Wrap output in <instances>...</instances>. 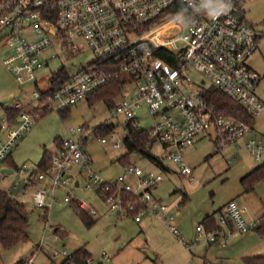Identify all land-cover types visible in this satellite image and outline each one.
Here are the masks:
<instances>
[{
    "label": "built area",
    "instance_id": "2783aa9c",
    "mask_svg": "<svg viewBox=\"0 0 264 264\" xmlns=\"http://www.w3.org/2000/svg\"><path fill=\"white\" fill-rule=\"evenodd\" d=\"M253 0H0V41L11 50L4 63L20 86L29 84L35 104L16 103L22 109L17 118L4 115L0 123V176L2 164L17 140L29 131L34 120L47 111H62L87 98L116 79H123L117 95L120 100L115 116L128 121L140 120L139 112L150 119L148 129L154 143L163 149V163L179 166L181 176L195 182L193 168L184 161L183 151L194 146L198 137H210L218 150L244 147L264 164V136L252 137L254 126L234 115L224 114L207 101V87L195 82L191 70L198 71L230 99L239 102L256 117L264 112V102L257 94L261 75L249 65L258 50V34L242 16L241 4ZM219 15L215 17L216 15ZM215 17V18H214ZM65 46L72 53L81 50L79 39L96 54L97 60L70 74L69 80L45 91L38 87V72L58 58L53 50ZM168 56L175 64L168 62ZM205 84V80L202 81ZM62 146L52 152V166L37 179L43 183L32 193L36 207H52L59 189L66 191L65 201L72 203L71 187L98 190L111 209L122 217L133 216L141 222L152 216L166 225L183 243L177 214L181 203H168L156 194L165 176L161 170H145L130 164L115 180H107L91 167V157L82 148L84 141L96 138L102 144L120 148L117 133L101 135L96 127L86 125L67 129ZM243 140V147L240 141ZM157 164V161H153ZM74 164L81 168L75 173ZM169 167V166H168ZM50 179V184H46ZM112 194V192H114ZM124 193L132 195L125 202ZM51 202H47L48 195ZM77 211H96L86 201L78 200ZM246 204L231 200L219 213L217 226H197L208 243L221 241L226 246L234 231H256L264 222V212L249 216ZM72 259L66 250L55 252ZM105 258H110L106 253ZM81 256L72 264H93ZM22 264H31L23 262Z\"/></svg>",
    "mask_w": 264,
    "mask_h": 264
},
{
    "label": "rangeland",
    "instance_id": "374dc122",
    "mask_svg": "<svg viewBox=\"0 0 264 264\" xmlns=\"http://www.w3.org/2000/svg\"><path fill=\"white\" fill-rule=\"evenodd\" d=\"M241 8L245 20L254 26L259 36V49L250 57L249 62L262 75L257 94L264 99V0L243 3ZM52 39L56 44L53 51L59 57L38 72V87L41 91L50 88L51 77L58 69L65 68L69 74H74L97 60L96 54L82 39H79L81 50L78 53H72L65 46L59 45L54 36ZM10 53L11 50L0 41V123L5 115L4 107H13L18 102L28 106L36 103L33 98L36 87L32 84L20 86L4 63ZM190 74L198 84L217 89L198 71L191 70ZM204 80L205 84L202 83ZM119 100L120 95H116L111 104L105 100L90 103L85 98L62 113L57 110L47 111L34 120L31 129L17 140L8 157L12 155L19 169L13 172L2 170L0 188L26 203L29 218L26 231L29 239L11 249H2L0 264H17L22 257L29 258L35 251H39L35 264H58L63 255L55 256V252L67 250L73 253L85 244H88L96 260L102 264H244V256H264V235L258 232L237 235L241 237L232 235L226 248L218 245L211 248L196 229L208 211L224 208L231 200L246 204L249 216L254 210L264 209V180L252 192H246L242 184V179L261 165L243 147V140L240 141L243 147L241 152L236 153L232 146L219 151L210 137L200 135L194 146L183 151L184 161L194 170L195 182L181 176L176 164L170 163L169 171L163 172L165 179L156 194L168 203L183 202L177 221L185 240L190 245L196 242L191 250L166 225L152 216H145L141 223H136L133 216L119 218L111 210L106 198L104 202L101 201L96 190L85 189V183L80 188L71 187L70 195L95 206L96 223L92 227L86 226L71 206L72 203L65 201L67 194L63 189L57 190L56 201L48 210L34 205L32 193L43 186L42 182L36 184L38 164L46 150L55 151V138L66 137L70 126L86 125L93 128L108 121L116 126L118 140L123 141L128 133V120L115 116ZM143 113L144 110L138 113L140 120L133 121V125L149 128L151 121ZM254 127L252 137L264 133V112L255 117ZM112 144L111 138L108 144H102L96 138L82 144L83 150L91 157L92 169L107 180H115L124 170L117 159L125 154L126 149L123 144L117 149ZM151 151L163 156L159 143H155ZM131 161L145 170H161L138 154L131 155ZM2 165L7 166L5 162ZM73 167L75 173H78L81 165L74 164ZM32 172L36 173L31 183L28 176ZM21 185L19 193L13 194V189ZM47 202H51L50 194ZM60 226L66 229L67 234L56 237L55 229ZM120 243H123V248ZM238 247L241 249L236 250ZM149 252L157 258H153ZM106 253L110 258H105Z\"/></svg>",
    "mask_w": 264,
    "mask_h": 264
},
{
    "label": "trees",
    "instance_id": "16d2710c",
    "mask_svg": "<svg viewBox=\"0 0 264 264\" xmlns=\"http://www.w3.org/2000/svg\"><path fill=\"white\" fill-rule=\"evenodd\" d=\"M242 16H244L242 12ZM164 59L168 62L175 64L168 56L161 54ZM71 75L69 72L63 68L59 72L55 73L52 78V89L55 90L57 87L62 85L64 82L69 80ZM123 79H116L111 82L109 85L96 90L91 93L87 99L90 103H95L101 100H105L108 103H112L114 97L119 93ZM203 96L207 99L208 102L215 105L218 111L227 114L234 115L242 121L249 123L251 125L255 124V118L252 117L241 105L239 102L230 99L225 93L220 89H211L207 88L203 92ZM70 107L65 108L61 111H67ZM22 109H15L10 106L4 107L5 115L11 117L12 119L17 118L21 113ZM128 133L123 138L122 144L126 149L125 154L120 156L117 161H119L124 167L130 164H135L131 161V155L138 154L149 161H157L156 166H158L162 172L169 171V167L163 163V158L152 153V148L154 142L151 139V135L148 129L140 128L133 125V121H128L127 123ZM96 130L101 135H109L112 132H116V126L108 121L96 127ZM56 148L62 146V138H55ZM52 152L46 150L41 161L38 164V175L41 173H48L50 167L52 166ZM5 169L18 170V166L15 164L12 155H10L6 160ZM36 172H33L31 180L33 182V177ZM264 180V164L257 166L250 173H248L243 179L242 184L246 192H252L255 190L257 184ZM40 181L36 182L39 184ZM112 192V194H114ZM123 197L125 202L132 199V195L124 193ZM183 202H181V205ZM73 209L80 216L81 220L88 227H92L96 223V218L87 210L82 209L77 211L79 206L78 200H74L71 204ZM29 218L28 212L26 209V203L17 200L13 195L7 193L6 191L0 188V257L2 249H11L15 247L22 241H27L29 235L27 234ZM59 231V230H58ZM256 232L264 235V222L257 228ZM81 256L89 257V252L86 246H82L77 251L73 253L72 259L65 260L62 264H72L74 261H79ZM244 264H264V256L262 255H249L243 257ZM17 264H22L18 262Z\"/></svg>",
    "mask_w": 264,
    "mask_h": 264
},
{
    "label": "crops",
    "instance_id": "0c3cea01",
    "mask_svg": "<svg viewBox=\"0 0 264 264\" xmlns=\"http://www.w3.org/2000/svg\"><path fill=\"white\" fill-rule=\"evenodd\" d=\"M258 49H259V38H258ZM258 51V50H257ZM249 65H250V62H249ZM250 67H252L251 65H250ZM253 68V67H252ZM254 69V68H253ZM255 70V69H254ZM257 71V70H256ZM258 72V71H257ZM259 73V72H258ZM260 74V73H259ZM261 77H262V75H261ZM262 80V79H261ZM261 83V82H260ZM260 85V84H259ZM259 96V95H258ZM259 98L264 102V99H262L260 96H259ZM255 125V124H254ZM253 125V126H254ZM254 130H255V127H254ZM259 137L260 136H264V133H259V135H258ZM198 141V140H197ZM233 147V146H232ZM55 150H56V145H55ZM50 183V179H48L47 180V182H46V184H49ZM79 183H80V186H79V184L77 183V186H76V188H80L81 186H82V184L83 183H85V180H84V178H80L79 179ZM97 191V193H98V195H100V197H101V201H103L104 202V199H105V196L100 192V191H98V190H96ZM187 195V194H186ZM102 197H103V199H102ZM89 202V201H88ZM183 205V204H182ZM89 206L91 207V208H93L94 210H95V206L92 204V203H90L89 204ZM223 207H221V208H219L217 211H208L207 213H206V216H205V218H204V220L201 222V223H203L204 225H205V227L206 228H209V229H211V228H214V227H216L217 226V222H218V219H219V213H220V211H221V209H222ZM112 210V209H111ZM96 211V210H95ZM112 211H114V210H112ZM258 210H254V212H253V214L251 215V216H257V215H259V214H261V213H263L264 212V209L263 210H260V211H258ZM109 212V211H108ZM116 212V211H115ZM117 213V212H116ZM118 214V213H117ZM96 215H97V211H96ZM96 215L94 216L95 218H96ZM105 215L107 216L108 214H107V212H105ZM119 218H121L122 216L120 215V214H118L117 215ZM122 219H123V217H122ZM136 222V221H135ZM141 222H143V220L141 221ZM141 222H136V223H141ZM200 223V224H201ZM59 230V231H58ZM251 232H253V231H249V232H247V233H242V232H238V231H234V233H233V236H236V237H241V236H237L238 234L239 235H244V234H248V233H251ZM254 232H256V231H254ZM55 233L57 234V236L56 237H63V236H66V229L65 228H63V227H57L56 229H55ZM229 242V241H228ZM41 244H42V242L40 243V246H41ZM189 245H188V249L189 250H191L193 247H195V245H196V242H192V244L190 245V243H188ZM214 245H218V246H220V247H222V248H226L227 246H228V243H227V245L226 246H223L222 245V243H221V241H218V242H215V243H209V246H211V248H213V246ZM84 246H86V248H87V250H88V252H89V257H91L93 260H94V263L93 264H102V262H100V261H97L96 260V258L94 257V255L92 254V252H91V250L88 248V244H85ZM120 247L121 248H123V243H120ZM79 249V248H78ZM77 249V250H78ZM239 249H241V247H238V248H236V250H239ZM76 250V251H77ZM67 251V250H66ZM75 252V251H74ZM73 252V253H74ZM73 253H71V254H73ZM38 255H39V251H35V252H33L32 254H31V256L29 257V258H24V257H22L18 262H30L31 264H35V262H36V260H37V257H38ZM257 255H259V254H257ZM155 256V255H154ZM155 258H157L156 256H155ZM65 257L63 256V259L58 263V264H62L64 261H65ZM205 260H206V258H205ZM98 262V263H97ZM220 264H223L222 262H220Z\"/></svg>",
    "mask_w": 264,
    "mask_h": 264
},
{
    "label": "water",
    "instance_id": "95a60500",
    "mask_svg": "<svg viewBox=\"0 0 264 264\" xmlns=\"http://www.w3.org/2000/svg\"><path fill=\"white\" fill-rule=\"evenodd\" d=\"M6 171L13 172V170H10V169H6ZM32 175H33V172L28 176V181L31 180ZM21 188H22V185H21V186H17V187H15V188L13 189V194H18L19 191L21 190ZM147 251H149V250H147ZM149 254H150L153 258H155V256H154L152 253L149 252Z\"/></svg>",
    "mask_w": 264,
    "mask_h": 264
},
{
    "label": "clouds",
    "instance_id": "9594fccd",
    "mask_svg": "<svg viewBox=\"0 0 264 264\" xmlns=\"http://www.w3.org/2000/svg\"><path fill=\"white\" fill-rule=\"evenodd\" d=\"M217 16H219V15L217 14L215 17H217ZM215 17H214V18H215Z\"/></svg>",
    "mask_w": 264,
    "mask_h": 264
}]
</instances>
